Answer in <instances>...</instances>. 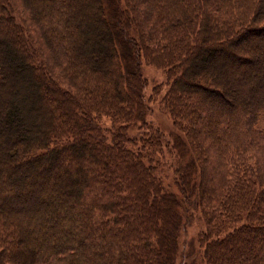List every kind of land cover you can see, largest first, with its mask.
<instances>
[{"label": "trees", "instance_id": "trees-1", "mask_svg": "<svg viewBox=\"0 0 264 264\" xmlns=\"http://www.w3.org/2000/svg\"><path fill=\"white\" fill-rule=\"evenodd\" d=\"M192 210L205 264H264V0H0V264H176Z\"/></svg>", "mask_w": 264, "mask_h": 264}, {"label": "rangeland", "instance_id": "rangeland-1", "mask_svg": "<svg viewBox=\"0 0 264 264\" xmlns=\"http://www.w3.org/2000/svg\"><path fill=\"white\" fill-rule=\"evenodd\" d=\"M5 49V46H4ZM245 51V50H244ZM141 74L146 81V87L144 89L145 100L148 106V112L143 117V121L147 124L148 130H144L141 128L140 123L135 125L130 131V136L139 139L143 136V134H152V131L155 133L156 131L161 136L162 145L164 150L163 159L166 161V171L165 175V184L166 188L169 191L176 192L175 186L173 184L174 173L173 166L176 163V151L172 149V144L174 139L180 140L183 145H185V139L183 135L174 127L172 120L169 118L167 114H165L160 105L159 100L166 89V76L164 72L160 69H157L151 65H147L145 63L141 66ZM19 79H16V82ZM27 85L33 89L32 85L24 84L21 86H16L14 90L10 91V96L14 99L18 94H21L23 97H26V101L30 102L31 94L27 93ZM34 88H40L39 90L43 92L42 87L39 83L33 85ZM156 88L160 89L159 95H155ZM36 94L34 89L33 96ZM18 97H20L18 95ZM44 107L42 103L39 105V109L36 111L39 114L41 113V108ZM33 108V107H32ZM31 109V105L29 107ZM27 110L24 111V114H28ZM30 121H34V119H30ZM101 126L104 129H108L111 127V122L102 119L100 120ZM146 127V126H144ZM180 154L183 159H186L188 156V149L184 148L180 150ZM189 158V157H188ZM186 225L185 228L180 232V237L178 240L179 254L176 260V264H205L204 259L202 257V248H200L198 243V235L204 230V223L201 219L199 211L192 210L191 212H186Z\"/></svg>", "mask_w": 264, "mask_h": 264}]
</instances>
